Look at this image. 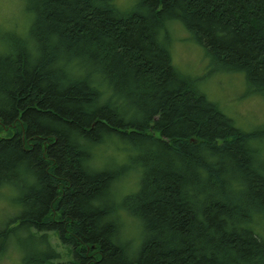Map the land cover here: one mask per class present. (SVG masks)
I'll return each instance as SVG.
<instances>
[{
	"label": "trees",
	"instance_id": "1",
	"mask_svg": "<svg viewBox=\"0 0 264 264\" xmlns=\"http://www.w3.org/2000/svg\"><path fill=\"white\" fill-rule=\"evenodd\" d=\"M117 3L26 0V32L0 26V263L264 264V128L176 67L170 27L264 94V0Z\"/></svg>",
	"mask_w": 264,
	"mask_h": 264
},
{
	"label": "rangeland",
	"instance_id": "2",
	"mask_svg": "<svg viewBox=\"0 0 264 264\" xmlns=\"http://www.w3.org/2000/svg\"><path fill=\"white\" fill-rule=\"evenodd\" d=\"M134 0H117L121 6H130ZM29 13L26 10V0H0V26L5 29L26 32L29 23ZM172 32L171 52L173 63L184 74L199 78V86L208 98L216 102L221 110L227 114L234 124L245 130L253 131L264 128V94L249 89L245 74L242 72H227L218 69L211 63L207 50L195 41L192 34L181 22L170 25ZM107 154L112 150L108 148ZM106 154V155H107ZM139 174L132 173L119 182L121 193L137 189ZM0 194V220L5 215L13 214L11 205L13 192L6 190ZM126 228L132 235L138 236L139 228L136 221L125 217ZM51 239L56 247L62 251L61 262L69 260L68 250L62 246L56 234L51 233ZM0 264H21L19 253L10 251Z\"/></svg>",
	"mask_w": 264,
	"mask_h": 264
}]
</instances>
